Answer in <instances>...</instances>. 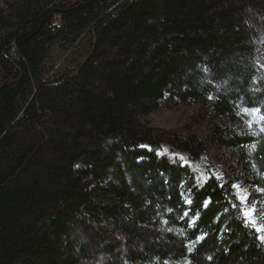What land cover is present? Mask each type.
Instances as JSON below:
<instances>
[{
  "label": "trees",
  "instance_id": "16d2710c",
  "mask_svg": "<svg viewBox=\"0 0 264 264\" xmlns=\"http://www.w3.org/2000/svg\"><path fill=\"white\" fill-rule=\"evenodd\" d=\"M1 3L0 264H264L188 168L230 151L264 202V0ZM178 106L208 132L141 122Z\"/></svg>",
  "mask_w": 264,
  "mask_h": 264
},
{
  "label": "rangeland",
  "instance_id": "374dc122",
  "mask_svg": "<svg viewBox=\"0 0 264 264\" xmlns=\"http://www.w3.org/2000/svg\"><path fill=\"white\" fill-rule=\"evenodd\" d=\"M0 7L2 3L0 0ZM57 59L54 60V62ZM58 64V62H55ZM196 113L195 107L178 106L173 109L162 108L160 111L152 114L145 118H141V122L154 128H159L163 130H173L180 134L196 133L198 135L204 136L208 132V126H195L191 122L193 115ZM230 151L225 149H216L211 152L204 154L200 159L199 163L189 164L192 175L195 177L197 184L202 185L208 178L207 171L219 180H225L229 178L230 185L235 193L237 200L240 202L243 218L245 222L251 226L255 231H257L264 236V202L257 200L255 198V189L243 182H236L234 178V167H231L233 163L232 155ZM158 156L165 157L172 162L173 158L168 154L166 150H162L158 153ZM247 197L244 201L243 198ZM255 211L252 212L251 210ZM245 212H250L251 214L245 216ZM264 243V240H263Z\"/></svg>",
  "mask_w": 264,
  "mask_h": 264
},
{
  "label": "snow or ice",
  "instance_id": "6c2138e0",
  "mask_svg": "<svg viewBox=\"0 0 264 264\" xmlns=\"http://www.w3.org/2000/svg\"><path fill=\"white\" fill-rule=\"evenodd\" d=\"M254 111L259 112V109H256V110H254ZM262 118H264V117H262ZM243 200L246 201V200H247V197H244ZM251 211L254 212L255 210L252 209ZM250 214H251L250 212H245V213H244L245 216H248V215H250ZM257 231H261V230H260V229H257ZM201 239H203V237H201ZM260 239H261V240H264V236H261Z\"/></svg>",
  "mask_w": 264,
  "mask_h": 264
}]
</instances>
